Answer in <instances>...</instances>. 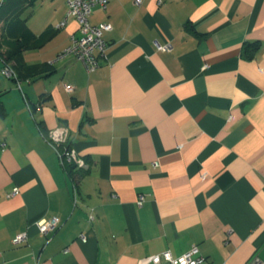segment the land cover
Returning <instances> with one entry per match:
<instances>
[{
    "label": "crops",
    "instance_id": "crops-1",
    "mask_svg": "<svg viewBox=\"0 0 264 264\" xmlns=\"http://www.w3.org/2000/svg\"><path fill=\"white\" fill-rule=\"evenodd\" d=\"M90 21L112 25L96 70L56 59L78 23L66 0H38L26 24L50 32L18 65L36 74L0 72V264H137L193 245L201 264H264V0H107ZM58 125L84 168L46 141Z\"/></svg>",
    "mask_w": 264,
    "mask_h": 264
},
{
    "label": "built area",
    "instance_id": "built-area-1",
    "mask_svg": "<svg viewBox=\"0 0 264 264\" xmlns=\"http://www.w3.org/2000/svg\"><path fill=\"white\" fill-rule=\"evenodd\" d=\"M140 0H135L136 4H139ZM107 0H66V16L73 17L78 23V34H72L70 36L69 43L62 48L57 54L56 59H61L67 55L73 56L75 59L80 60L87 72L96 70L101 59L105 56L106 42L103 38V33L109 31L112 28L109 22H100L94 24L90 21V15L93 6L96 4L105 7ZM65 20H62L59 25H63ZM157 48L161 50H169L171 48L170 43L159 44ZM0 72L5 77L16 78V73L11 66L10 62H3ZM65 89L70 91L72 87L65 85ZM39 108V106L37 107ZM68 129L64 125H58L44 135L46 141L55 150L58 159L62 166H70L74 169L84 168L86 162L81 157L76 149L67 141ZM1 146H5V142H1ZM154 165L156 162L153 163ZM74 189V203L77 200V193L75 183H73ZM18 192V187H13L8 193V196H12ZM144 200V195L140 194L137 200V204H141ZM93 211L88 214V218L91 221L93 219ZM38 231L46 235L53 231L59 225V219L57 217L43 218L37 223ZM80 238L85 240V235L81 234ZM26 239V233H18L13 238L14 243L23 242ZM205 261V257L198 252L197 246L193 245L190 249L183 252L178 256H173L170 251L164 250L159 253L151 254L142 257L138 260L137 264H201ZM226 264V263H222ZM245 264H263L259 259H252Z\"/></svg>",
    "mask_w": 264,
    "mask_h": 264
},
{
    "label": "trees",
    "instance_id": "trees-1",
    "mask_svg": "<svg viewBox=\"0 0 264 264\" xmlns=\"http://www.w3.org/2000/svg\"><path fill=\"white\" fill-rule=\"evenodd\" d=\"M37 1L3 0L0 6V59L2 62L13 60L11 66L16 73V79L36 74L32 66L18 67L22 62L20 54L23 49L43 41L50 32V29H46L36 35L26 24V18ZM258 47V42H245L242 50L252 56L256 54Z\"/></svg>",
    "mask_w": 264,
    "mask_h": 264
},
{
    "label": "rangeland",
    "instance_id": "rangeland-1",
    "mask_svg": "<svg viewBox=\"0 0 264 264\" xmlns=\"http://www.w3.org/2000/svg\"><path fill=\"white\" fill-rule=\"evenodd\" d=\"M43 12V11H42ZM11 63V62H10Z\"/></svg>",
    "mask_w": 264,
    "mask_h": 264
}]
</instances>
